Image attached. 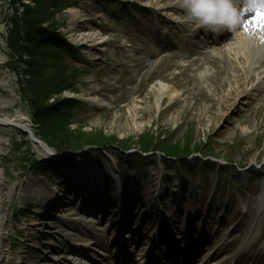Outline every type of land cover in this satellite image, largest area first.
<instances>
[{
  "label": "rangeland",
  "instance_id": "1",
  "mask_svg": "<svg viewBox=\"0 0 264 264\" xmlns=\"http://www.w3.org/2000/svg\"><path fill=\"white\" fill-rule=\"evenodd\" d=\"M46 1L0 0V115L23 114L39 141L67 161L63 172L56 169L57 161L45 157L28 131L0 126L6 181L21 182L12 200L6 264H54L63 257L72 264H120L111 259L118 219L81 210L79 191H68L64 184L66 178L89 180L88 163L107 179L112 208L119 185L124 193L132 188L147 205L140 214L139 208L128 211L133 220L123 237L141 228L142 237H153L163 219L179 236L189 220L204 218L212 238L227 235L231 251L244 243L243 251L258 255L252 261L264 263V86L255 90L264 80V65L256 63L264 49L256 48L250 68H260L251 69L252 81L242 82L237 92L234 57L227 53L244 29L238 35L229 31L233 35L215 45L213 50L220 51L213 55L204 35L184 22L183 10L166 13L175 0H50L51 8L42 5ZM45 9L51 19L41 22ZM42 29L72 44L78 56L46 45ZM86 34L93 38L86 41ZM160 81L174 86L176 96L159 100ZM90 97L102 104L89 103ZM71 100L79 105L71 107ZM148 132L184 151L187 144L201 151L189 157L139 153L136 145ZM43 134L56 139L47 141ZM99 138L108 139L106 146ZM71 140L98 143L73 152ZM58 146L69 149L61 152ZM205 150L215 157H206ZM37 183L44 190L35 197L31 191ZM54 186L61 191L54 193ZM58 194L60 204L76 214L45 208ZM148 211L150 218L144 214ZM143 218L148 229L141 227ZM73 221L86 229L73 227ZM144 245L135 253L128 242L134 261ZM73 248L87 257L75 255Z\"/></svg>",
  "mask_w": 264,
  "mask_h": 264
},
{
  "label": "bare ground",
  "instance_id": "2",
  "mask_svg": "<svg viewBox=\"0 0 264 264\" xmlns=\"http://www.w3.org/2000/svg\"><path fill=\"white\" fill-rule=\"evenodd\" d=\"M237 9H239L238 13L240 15L241 20H240V23L233 29L234 34L237 32V35H238L241 32V29L242 30L244 29V32L241 33V35L235 39L234 47L232 51L227 53V56L228 58L234 57V64L232 65V67L234 68L233 74L238 84V87L236 89V91L238 92L240 88L242 87V82L245 84L248 81H252V78L254 76L250 74L251 69L256 71L257 69L260 68V67H255V66L253 68H250L253 65V63L252 64L250 63L251 61L253 62V60L255 59L254 55H256V51H257L256 48L261 49V50L264 49V27H257L256 21L252 19L255 16L254 13L250 14L251 12H253V7H248L245 10L244 6H240V7H237ZM178 10H183L180 7V0H175L173 3H170V5L168 4V6L166 7L167 14L170 12L173 14H176ZM243 15L244 17H242ZM206 32L210 33L209 31H206ZM219 35H220V32H215V33L213 32V35H210L209 37L206 38L208 40V44L209 43L216 44L217 43L216 39L218 38ZM92 38L93 37L91 36V34L83 35V39H85L86 41H89ZM219 51H220L219 49L213 50L211 48V54L213 55L218 54ZM235 61L240 62V63L235 64ZM256 61L258 65H262V64L264 65V52L263 54L257 57ZM194 62L200 65L199 62H201V60L195 59ZM204 74H207V73L204 72ZM210 75H213V74L210 73ZM157 84H158L157 86L158 96L157 97L159 100L162 99L165 95L170 98H173L176 96L177 89L174 86H170L168 85V83H164L162 81L158 82ZM262 86H264L263 79H261V83H258V85L255 87V90L257 88H262ZM188 98H186V100H190ZM88 100H89V103L91 104H102L99 98L90 97L88 98ZM26 119L27 118L23 114H19V113H16L14 115H11V114L0 115V126L14 125L15 127L23 131H28L29 132L28 134L32 142L35 143V145L38 148H40V150L43 152L45 157L47 156L51 157L52 162L58 160L57 158L58 157L60 158V156L56 155L52 147L51 146L49 147L45 142L39 141V139L36 137L34 132H32V130L28 128L26 124H24V121ZM64 156H67V155H64ZM87 165H89L90 167H87V170H84V171H89L88 175L91 176L89 180H86L85 182L84 180H79V181L67 180L64 183L65 186L67 187V190L73 191L74 189H76V192L78 190L79 199L81 200L80 201L81 204H85L89 202L92 210H96V209L103 208V207H104V210H111V208H108L110 199H107L108 197L106 196L107 179L105 178L103 173H100L98 171V169L100 168L96 164L88 163ZM6 175H7L6 170L5 168H2L1 163H0V264H6V261L8 260L9 250H8V244L6 240H7L9 231H10L9 222L11 221L12 213H13L12 212L13 211L12 210V200H13L14 193L17 189V185L21 186L20 181L19 183H17V185H15L13 182L8 183L6 181ZM58 188H59L58 186H54L51 189L55 191L54 193H56L57 192L56 190L61 191V189H58ZM124 189L125 188H123L122 185H119V188H118L119 191H116L114 194V196L119 195L120 198L123 197V201L119 200L117 202L115 207H118V208H116L114 212L118 210L116 213L118 216H121V214L124 213V216L127 217L126 213L128 215V211H130L132 208H134L135 210L139 208L138 211L140 214L142 208L147 206L146 203L143 201V199H141L140 197H138V195L135 194L134 190L132 191V188L128 189L129 191L125 193H124ZM43 190H44V187L42 186V184L37 183L36 187L32 188L31 193L32 195L37 197L40 195V193L43 192ZM60 200H61V195L58 196L57 199H55V201L50 200V199L47 200L43 205H45V208L49 209V211L50 210L52 211L60 207L65 212L69 211L71 214L72 213L76 214L75 212L72 211L71 208L69 209L68 207L64 206L62 203L60 204ZM81 210L83 211L87 210V212L91 211L86 206V204H85V207L82 208ZM149 211L144 212V214H148L150 218L152 212L149 213ZM108 213L110 214V212ZM48 215L49 214L46 213L44 217H48ZM132 220H133L132 215H129V218H128L129 224L132 222ZM128 221L126 222L127 224H128ZM120 222H123V219L120 218V220L116 222L118 223L119 228L121 225ZM41 224H44V222H41ZM83 225L84 224L80 225V223L76 221H73L72 223V226L75 228L79 229L80 227H82L83 229H86V226H83ZM125 228H123L122 232L126 230ZM98 245L103 246V248H106L105 243H98ZM71 252H73L75 255H78L81 258L87 257L86 252H83V250L81 249L73 248L71 249ZM220 252H221V248H218L215 251L213 258L215 259L219 255ZM61 263L72 264V262L66 260V258L64 257L54 262V264H61ZM93 264H97L96 261L95 262L93 261Z\"/></svg>",
  "mask_w": 264,
  "mask_h": 264
},
{
  "label": "trees",
  "instance_id": "3",
  "mask_svg": "<svg viewBox=\"0 0 264 264\" xmlns=\"http://www.w3.org/2000/svg\"><path fill=\"white\" fill-rule=\"evenodd\" d=\"M49 1L50 0H47L46 3L42 4V5H45L46 7L49 6V8H51L52 5H50V3H48ZM40 15L44 16V17L41 18V20H40L41 22L44 21V20L48 21L49 19H51V15L47 14V10L46 9L45 10H41V14ZM39 22H38V24H39ZM31 33H33V31ZM39 34H40V39H43V41H45L46 45L52 46L54 48H57L65 56H74V57L78 56V52L76 51V48L72 44L67 42L65 39L57 38L56 36H52L51 34L49 35L46 29L40 30ZM49 36L52 37V38H50ZM45 94H47L45 96H46V99H48L50 94L48 95L47 92ZM71 103H73V104H71V107L74 106L75 104H76V106L79 105L78 101L71 100ZM45 117L47 118L48 116L46 115ZM40 118L41 117H39V119ZM43 135H44V137H45V139L47 141H53V140L56 139L54 137L53 140H49V137L47 136V134H43ZM82 139H84V138H82ZM71 141H72V143L74 141V144H76L74 146H70L71 147L70 149H72V151L75 152V151L83 150V146L85 145V143H87V144H95V143L100 142L101 146H106V144H107L106 142L108 141V139L105 140L104 138H99L98 140H96L98 142H95V141L92 142V141H89V140H84V141L71 140ZM137 144H138V145H136L138 147L137 149L140 152L162 151V152H164L165 157H183V156L189 157L193 153L201 151V150H198L199 148H192L190 150V147H189L188 144L186 145V148H185V151H184L183 146L178 145V143L172 144L171 142L170 143L167 142V140H165V141L162 140L161 141L160 136L158 137L154 133L151 134L150 132H148L147 134L141 135ZM203 145H205V147L207 146L206 143L203 144ZM205 147H203V148H205ZM57 148L61 152H65L66 149H69V147H61V146H58ZM203 153H204L205 156L214 157V155L211 152H209V151L206 152V150H205Z\"/></svg>",
  "mask_w": 264,
  "mask_h": 264
},
{
  "label": "clouds",
  "instance_id": "4",
  "mask_svg": "<svg viewBox=\"0 0 264 264\" xmlns=\"http://www.w3.org/2000/svg\"><path fill=\"white\" fill-rule=\"evenodd\" d=\"M180 7L185 12L184 22L194 31H231L241 20L234 0H180Z\"/></svg>",
  "mask_w": 264,
  "mask_h": 264
},
{
  "label": "snow or ice",
  "instance_id": "5",
  "mask_svg": "<svg viewBox=\"0 0 264 264\" xmlns=\"http://www.w3.org/2000/svg\"><path fill=\"white\" fill-rule=\"evenodd\" d=\"M261 7L264 8V4H262ZM252 19L256 21L257 27H264V11L257 9L256 14Z\"/></svg>",
  "mask_w": 264,
  "mask_h": 264
},
{
  "label": "water",
  "instance_id": "6",
  "mask_svg": "<svg viewBox=\"0 0 264 264\" xmlns=\"http://www.w3.org/2000/svg\"><path fill=\"white\" fill-rule=\"evenodd\" d=\"M60 155V154H59Z\"/></svg>",
  "mask_w": 264,
  "mask_h": 264
}]
</instances>
